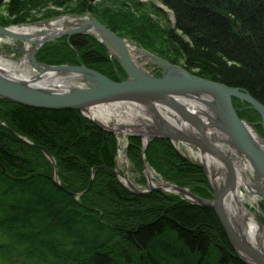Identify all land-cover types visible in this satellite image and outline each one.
<instances>
[{"label": "trees", "instance_id": "16d2710c", "mask_svg": "<svg viewBox=\"0 0 264 264\" xmlns=\"http://www.w3.org/2000/svg\"><path fill=\"white\" fill-rule=\"evenodd\" d=\"M161 1L173 10L175 29L161 25L152 8L137 0L107 6L97 0H0V10L11 24L90 14L158 56L245 90L264 104V0ZM37 58L86 65L116 81L127 77L90 35L52 41ZM237 111L245 119V112ZM0 120L5 122L0 123V264H246L214 210L157 190L138 194L126 187L114 171L117 136L80 110L0 98ZM131 139L127 159L141 171L143 141ZM42 148L53 156L57 178ZM145 161L167 181L211 199L203 167L171 140L153 138Z\"/></svg>", "mask_w": 264, "mask_h": 264}, {"label": "water", "instance_id": "95a60500", "mask_svg": "<svg viewBox=\"0 0 264 264\" xmlns=\"http://www.w3.org/2000/svg\"><path fill=\"white\" fill-rule=\"evenodd\" d=\"M89 26L100 31L105 37L102 39L107 42L109 41L113 45L116 52L115 55L127 73L128 77L126 79L116 81L86 65H48L36 59L37 51L45 43L61 37H68L69 39V37L78 34L91 35L87 29ZM8 28L0 25V34L12 37L9 39L21 41L25 46L27 44L33 45L30 53V63L38 72L35 75H30L28 79L0 72V98L34 108L80 110L90 121L112 133L126 131L130 128L136 129L139 131L137 134L145 137L147 142L142 153L144 164H146V149L150 143L149 137L191 144L201 151L213 154L225 164L228 171V179L221 189L216 184V186L212 184L215 192L212 200H206L194 194L188 188L173 183L150 186L151 182H149L148 188L151 187V191L173 190L186 195L192 203L214 210L243 262L246 264H264V252L248 244L246 240L240 237L238 231L235 230L232 222L229 220L227 212L224 210L225 195L230 188L234 187L236 180L231 158L224 154L215 142L208 140L206 130L210 125H206L203 119L198 117L196 113L186 108L179 98L186 95L195 97L198 100H202L203 104L212 110L214 116L210 117L212 126L210 127L217 128L221 133L226 135L236 151L250 162L257 174V182L261 183V186L257 187V194L255 195L264 200V136H261L260 133L250 128L248 123L239 116L234 105V98L249 103L260 114L264 128L263 103L245 90L197 76L183 66L174 64L167 58L153 54L145 49H141V51L144 52V57L147 58V61L141 63L132 54L125 39L96 18L48 38H30V36L10 32ZM148 63L158 65L162 70V75L157 76L150 72L145 67ZM49 73L64 77L80 75L83 81H79L80 84L64 86L63 88L56 87L51 89L40 87L37 83L44 78L48 79ZM122 102L137 103L148 110L152 117L151 124H148V126H145V123H116L111 125L92 116L93 110L100 106H110ZM157 105L160 109H168L171 112L179 113L183 121L189 122L196 129L197 134L193 133L189 135L167 125L168 121L163 118L162 112ZM10 130L22 140L29 142L25 137L18 135L12 129ZM42 150L55 164L53 156L43 148ZM201 166L209 173L206 165L202 163ZM114 171L118 176H122L117 169ZM57 177V166L55 164V178ZM121 182L123 183L122 180ZM58 184H60L59 181ZM128 188L138 194L146 193L135 187L128 186Z\"/></svg>", "mask_w": 264, "mask_h": 264}, {"label": "bare ground", "instance_id": "6f19581e", "mask_svg": "<svg viewBox=\"0 0 264 264\" xmlns=\"http://www.w3.org/2000/svg\"><path fill=\"white\" fill-rule=\"evenodd\" d=\"M160 4V6L164 7V9L167 10L168 6L166 7L162 2ZM159 9L161 8L159 7ZM92 19H95V17L92 18V16L90 15H65L49 19L40 23L27 25L20 24L19 26H12L8 28V31L16 34L30 36V38H48L55 34L62 33L68 29H71L72 27L82 25L88 21H91ZM175 27V25L172 26L173 29H175ZM87 29L89 33L93 36L98 38H105L103 34L97 29L91 26H89ZM0 37H2L3 39L12 38L8 36H3L1 34ZM136 49L138 50L136 58L139 61L142 60L145 63L147 61V58L144 57V52H142L141 48L139 47H136ZM24 50L31 53L32 45L27 44L26 46H24ZM28 62L29 60L23 59L21 64L14 65V63L11 62L9 59L0 56V72L5 74L9 73L15 77L28 79L30 75L27 73L24 67V65ZM48 77V79L44 78L40 80L37 84L40 87L54 89L56 87L63 88L64 86H72L73 84H77L79 81H83V78L80 75L74 77H64L62 75H54L53 73H49ZM179 100L186 108L190 109L191 111L196 113L198 117L203 119L206 125L211 126L210 117L214 116V113L209 107L203 104L202 100H198L195 97L187 95L179 98ZM157 107L160 109L158 105ZM160 110L162 112L163 118L168 121L167 125L174 127L179 132H184L189 135L196 133V129L189 122L183 121L179 113L171 112L168 109ZM92 116L98 118L99 120H102L106 124H109V122L112 120H117V123H145V126L151 124L150 121L152 118L148 110H146L144 107L138 105L137 103L135 104L130 102L115 103L110 106H100L93 110ZM124 116H127L128 119H126ZM0 123L5 125V122L2 120H0ZM210 126L206 130V136L208 140L215 142V144L220 148V150H222L224 154L228 155V157L231 158L236 175L234 187L230 188L227 194L225 195L224 210L227 212L229 220L232 222V225L234 226L235 230L238 231L240 237L246 240L248 244H251L264 252V225L259 219V217L256 215L257 211L253 212L246 205H253V202L257 197L255 195L257 194V187L261 186V183L257 182V174L255 173L250 162L246 160L241 154H239V152L236 151L235 147L233 146L231 141H229L226 135L221 133L217 128H211L212 126ZM10 129L12 128L9 127V130ZM182 147L187 150L189 149L197 158V160L201 162V164L203 163L204 165H206L209 173L211 174L213 182L217 186L219 185L218 187H220L221 189L223 187V184L228 179V171L225 164L213 154L201 151L200 149L196 151V146L194 145L185 143ZM220 172L224 173L223 177L222 175H220ZM122 176V181L125 186L135 187L130 179H128L125 175ZM149 176L150 178H153V173L149 172ZM219 177H222V179H220ZM150 182V186H158V183L154 181Z\"/></svg>", "mask_w": 264, "mask_h": 264}, {"label": "rangeland", "instance_id": "374dc122", "mask_svg": "<svg viewBox=\"0 0 264 264\" xmlns=\"http://www.w3.org/2000/svg\"><path fill=\"white\" fill-rule=\"evenodd\" d=\"M97 1H104L106 6H107L110 3H112L114 0H97ZM137 1H140L142 4H144L145 6L149 7L150 9L152 8V15L154 17H156V19L160 22L161 25H163L165 27H167V26L168 27H172V26L175 25V20H174L175 17L173 15L172 10L170 8H168L161 0H137ZM161 2L167 7V10L164 9V7L160 6ZM153 4L156 7H160L162 9V10L159 9L160 13L155 11V9L153 8ZM65 15H71L72 16V14H68V13H64L63 14L62 13L61 15H57V16L52 17V18L40 19V20L30 21V22H26V23H22V24H26L27 25V24L40 23V22H43V21H46V20H49V19H53V18H57V17H60V16H65ZM86 15H90V14H86ZM90 16H92V15H90ZM93 17L94 16H92V18ZM0 25L3 26V27H12V26H19L20 24H11L9 22V17H8L7 11L4 8H2L0 10ZM90 36H93V35H90ZM119 36L122 37L123 39H125L126 43L128 44V46H129V48H130V50H131V52H132V54L134 56H136V54L138 53V50L136 49V47H139L141 49H145V50L157 55V53L147 49L145 46L140 44L137 40L133 39V36L128 34L126 31H121ZM93 37H95V36H93ZM0 38H1V40H0V56L1 57L9 59L11 62L14 63V65L15 64H21L23 59H27V60H29V62L24 65L25 70L27 71V73L29 75L37 74L38 71L30 63V53L24 50L25 44L23 42L15 40V39H9V38H4L3 39L2 37H0ZM95 38L106 47V49H107L108 53L110 54V56L115 61L120 63L118 58H117V56L115 55L116 52H115V49H114L113 45L109 41L108 42L104 41L102 38H98V37H95ZM58 39H60V38H56V39H53V40L45 43L37 51L36 56H35L36 59L38 60V58H37L38 57V53L41 51V49L45 45H47L48 43H50L52 41L58 40ZM101 40H103V42H101ZM32 47H33V45H32ZM140 62L144 63L142 60H140ZM45 64H47V63H45ZM48 65H52V64H48ZM120 65H121V63H120ZM145 67L150 72H152L153 74H155L157 76H161L162 75L161 74L162 73L161 68L158 65H156V64L148 63V64L145 65ZM77 84H80V83L78 82ZM234 104H235V107H237L236 109L245 112L246 116H245L244 120L248 123L250 128H252L254 131H257L258 133H260L261 136H264V128H263V125H262V118H261L260 114L254 108H252L249 103L241 101V100H239L237 98H234ZM254 112H256V113H254ZM124 117L126 119H128L127 116H124ZM116 118H118V117H116ZM116 123H117V120H112V121L109 122V124H111V125L116 124ZM122 124H129V123L122 122ZM138 132L139 131H137L136 129H132V128L127 129L126 131L123 130V131H120V132H113L117 136V139H118V165H117L118 172H120L121 175H125L128 179H130L133 182L135 188L137 187V189H139L141 191H145L146 192L145 194L153 192V191H156V190L151 191L150 190L151 187L148 188L150 181H154V182L158 183V186H160L162 184H167V183H173V184L177 185V183H175V182L167 181L162 176V174H160L158 171L153 170L152 168H149L147 163L146 164H147L148 167L143 162L142 170L141 171H136V170L133 169V166L130 165L129 161H128V163L125 162V156L127 157V147H128L129 141L132 140L131 138H133L135 136L141 137V139L143 141V150H144V146H146V143H147L146 142V138L138 135L137 134ZM149 138H150V141H151V139H153L151 137H149ZM172 142L175 145V147L186 158H188L191 162L201 165V162L197 160V158L193 155V153L189 149L187 150L184 147H182L184 144H181L179 142H174V141H172ZM143 150H142V153H143ZM195 150L197 151L199 149L197 147H195ZM142 160H143V156H142ZM147 169L149 170V172L153 173V178H150L149 172H147ZM203 169H204V172L206 174L207 180H208V182H209V184L211 186L212 196H211V199L210 198H204V197H202V198H204L206 200H212L214 198V195H215V192L213 190L212 184L215 185V183L213 182V180L211 178V174L208 173L207 170L204 167H203ZM217 171H218V169H217ZM220 173H221L220 175H222V177H223L224 173L223 172H220ZM118 177L121 180L123 179V176H121V177L118 176ZM222 177H219V178L222 179ZM185 188H188L191 192L194 193V191L190 187H185ZM157 191L165 193L164 195H176V196H178L179 198H181L183 200L191 202L189 200V198L186 197V195L181 194V193H177V192H175L173 190H157ZM194 194H197V193H194ZM246 205L253 212L257 211L256 215L259 217V219L261 220V222L264 225V200L260 199V197L257 196L255 198L254 202H253V205H250V204L249 205L246 204ZM117 263H119V262H117ZM76 264H87V262L86 261H82V262H78Z\"/></svg>", "mask_w": 264, "mask_h": 264}, {"label": "flooded vegetation", "instance_id": "af4514ba", "mask_svg": "<svg viewBox=\"0 0 264 264\" xmlns=\"http://www.w3.org/2000/svg\"><path fill=\"white\" fill-rule=\"evenodd\" d=\"M261 199V198H260Z\"/></svg>", "mask_w": 264, "mask_h": 264}]
</instances>
